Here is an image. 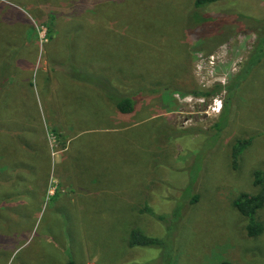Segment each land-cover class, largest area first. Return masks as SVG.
<instances>
[{"label":"rangeland","instance_id":"1","mask_svg":"<svg viewBox=\"0 0 264 264\" xmlns=\"http://www.w3.org/2000/svg\"><path fill=\"white\" fill-rule=\"evenodd\" d=\"M192 2L0 0V264H264V201L252 237L231 206L264 182V0L202 23ZM99 72L132 113L101 100ZM131 226L165 233L164 254L129 247Z\"/></svg>","mask_w":264,"mask_h":264},{"label":"trees","instance_id":"2","mask_svg":"<svg viewBox=\"0 0 264 264\" xmlns=\"http://www.w3.org/2000/svg\"><path fill=\"white\" fill-rule=\"evenodd\" d=\"M222 0H193V7H192V15L194 18L195 23H202L205 22L206 19H210V15H213L211 13H204L201 11L202 9L206 8L205 6L212 3H217ZM247 18V17H245ZM251 23L249 25H252L251 19L249 20ZM260 22L262 25H264V18L254 20V22ZM218 32L220 30L215 29ZM51 32L52 29L50 26L46 27V36L50 38L51 41ZM260 39L264 40V26L260 28ZM202 47H199L197 45L195 51H200L204 55L210 54V52L214 48L207 49L206 51L204 49H201ZM23 46L20 47V55L24 56L25 53L23 51ZM1 55L0 58V72H2L3 65L8 61L12 60L11 57V50L8 52H5ZM99 75V82H95L96 89L98 90V94H101V100L107 101L110 105H112L115 110L120 114H128L132 113L135 109L136 100L132 97L133 95L127 92H121L118 90L117 87H113L112 81H115L117 83L119 76H109V75H103V73H98ZM112 79V80H111ZM136 80V79H133ZM119 84V83H118ZM223 89L221 85L217 84L214 85L212 89L210 90H180L182 94H191L196 96H208L211 93H215L216 91ZM225 107V105H224ZM224 107L221 108L220 113L223 111ZM219 116V115H218ZM214 131H216L215 126L213 125ZM171 130V128H170ZM174 131L173 129L171 130ZM249 139H240L236 140L234 145H232V158H236L237 154L246 146L248 145ZM6 180V179H5ZM192 181V180H191ZM191 181H188V186H190ZM253 184L254 186L258 187V190L254 193H248V192H238L232 199H231V206L235 210L238 216H240L243 219V230L245 234L249 237L257 236L261 233L263 227L260 222L256 219V213L257 211L262 207L263 201H264V182L262 180V176L259 170L255 171L253 173ZM197 198V195H190L189 197V203L194 202ZM139 212H146L148 215H150L153 219L160 222V224H167L169 221L164 218L162 214L156 213L150 206H141L138 209ZM165 236V233H164ZM164 236H153V235H145L142 233L141 230H139L135 226H131L127 232V245L129 247L134 246H147V247H157L160 249L161 254H164L162 251V247H164ZM162 261L164 264V257L162 256ZM67 264H73L72 261H68ZM225 264V263H220Z\"/></svg>","mask_w":264,"mask_h":264}]
</instances>
